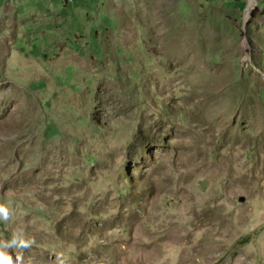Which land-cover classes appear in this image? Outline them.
Instances as JSON below:
<instances>
[{"label": "rangeland", "instance_id": "rangeland-1", "mask_svg": "<svg viewBox=\"0 0 264 264\" xmlns=\"http://www.w3.org/2000/svg\"><path fill=\"white\" fill-rule=\"evenodd\" d=\"M0 205L21 264H264V0H0Z\"/></svg>", "mask_w": 264, "mask_h": 264}, {"label": "clouds", "instance_id": "clouds-1", "mask_svg": "<svg viewBox=\"0 0 264 264\" xmlns=\"http://www.w3.org/2000/svg\"><path fill=\"white\" fill-rule=\"evenodd\" d=\"M0 213H5V218H7L6 209L3 205H0ZM22 246L26 247L27 245L22 243ZM22 259L21 256H17L16 260L13 261L11 255L4 251L3 248H0V264H21Z\"/></svg>", "mask_w": 264, "mask_h": 264}, {"label": "bare ground", "instance_id": "bare-ground-1", "mask_svg": "<svg viewBox=\"0 0 264 264\" xmlns=\"http://www.w3.org/2000/svg\"><path fill=\"white\" fill-rule=\"evenodd\" d=\"M252 8H253V5L250 6V8H249V13L251 12ZM247 14H248V13H247Z\"/></svg>", "mask_w": 264, "mask_h": 264}]
</instances>
